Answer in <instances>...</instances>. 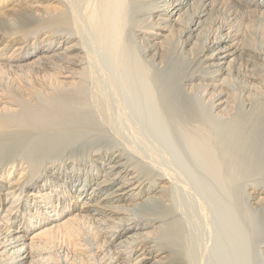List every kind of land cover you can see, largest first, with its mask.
Returning <instances> with one entry per match:
<instances>
[{
  "label": "bare ground",
  "instance_id": "obj_1",
  "mask_svg": "<svg viewBox=\"0 0 264 264\" xmlns=\"http://www.w3.org/2000/svg\"><path fill=\"white\" fill-rule=\"evenodd\" d=\"M97 58L213 161L264 264V0H0V264L214 263L207 210L105 111Z\"/></svg>",
  "mask_w": 264,
  "mask_h": 264
},
{
  "label": "rangeland",
  "instance_id": "obj_2",
  "mask_svg": "<svg viewBox=\"0 0 264 264\" xmlns=\"http://www.w3.org/2000/svg\"><path fill=\"white\" fill-rule=\"evenodd\" d=\"M26 1L33 2V0ZM97 59L95 66L99 75L97 81L99 80L100 83L98 81L97 87H93V89L95 88L96 92L109 100L108 103H110L109 105L106 104L105 111H108L107 113L111 112L112 115L113 111L117 113V115H113V119H116L117 123L121 120L123 134L127 139L133 140L135 148L147 147L151 149L154 146L156 151L161 149V159L171 165L173 177H176L177 183L180 185L183 183L190 193L193 192V196L197 195V198H195L199 206L207 210L209 223L213 227L214 237L216 236V240L214 239L216 248H212L211 257L208 258L214 263L211 261L209 263L249 264L248 253H245L247 249L243 240L247 234H244L245 231L242 230L240 221L235 216L231 204H227L225 201L226 193L223 189L222 179L218 174L219 171L217 172L215 169L217 166L210 158L211 161L203 158L200 151L191 148L186 140L181 138L183 137L182 134L177 133L179 132L178 128L176 127V129L171 124L166 111L161 107L160 101L153 95L152 88L147 82H144L142 73L139 77V74H136L137 71L131 72L137 76L133 75V79H130L132 80L131 85L129 82L131 87L128 85L126 89L125 96L127 99L125 100V96L123 98L119 97L118 92L120 90L117 89H120V87H115L120 86L116 82L118 80H115L112 75L111 79V76L108 75L109 72L107 73V58ZM131 73L129 75L125 74V77H130ZM125 77L122 78L125 79ZM113 80H115L114 84L116 85H112ZM84 101L87 102L85 106H88L86 107L87 110L84 108L87 116L99 115L95 113L96 101L92 99L88 91ZM83 107L84 105H82ZM126 111L131 113V119H128ZM130 113L128 114L130 115ZM116 120H114V123H116Z\"/></svg>",
  "mask_w": 264,
  "mask_h": 264
}]
</instances>
